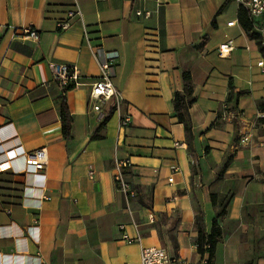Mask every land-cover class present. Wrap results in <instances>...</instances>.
<instances>
[{"label":"crops","instance_id":"0c3cea01","mask_svg":"<svg viewBox=\"0 0 264 264\" xmlns=\"http://www.w3.org/2000/svg\"><path fill=\"white\" fill-rule=\"evenodd\" d=\"M240 7L234 0H0V264H140L149 246L182 264H205L199 214L207 233H221L208 264H264V52L240 23ZM23 26L35 27L39 39L15 35L13 27ZM228 39L235 48L221 57ZM98 49L119 52L111 77L124 97L119 108L92 107ZM54 63L73 64L81 76L66 93L69 139L61 88L51 83ZM184 72L196 98L191 137L173 105ZM126 113L132 122L122 127ZM16 145L45 147V169L29 171L23 158L3 169L5 151ZM128 158L131 192L124 193L115 174Z\"/></svg>","mask_w":264,"mask_h":264},{"label":"built area","instance_id":"2783aa9c","mask_svg":"<svg viewBox=\"0 0 264 264\" xmlns=\"http://www.w3.org/2000/svg\"><path fill=\"white\" fill-rule=\"evenodd\" d=\"M240 6L245 7L252 19L256 21V24L260 22V19L264 17V0H234ZM73 12L70 13L72 15ZM137 15L149 16L150 12L144 13L142 10L136 12ZM235 21H229L228 25H233ZM62 27H68V22L61 23ZM15 35L24 39H39L38 30L33 26L13 27ZM235 45L233 40L228 39L222 42L218 47V53L221 57H227L234 50ZM96 56L100 61L101 76L93 83L90 93V99L92 101V107L95 111L104 110L106 104L112 101L116 108H119L124 100L121 91L114 85L111 77L115 72V64L119 58L118 51H108L104 49H98ZM259 65L264 66V61H260ZM53 79L51 83L58 85L61 89H66L69 86H77L81 81V76L77 66L67 63H54ZM132 122V116L126 113L121 118V126L127 127ZM243 140H248L245 137ZM6 161L2 164L3 169L11 167V162L16 159L23 158L26 169L32 172H41L47 165V151L45 147H41L34 151H27L23 145H16L5 151ZM132 165L131 160L125 159L117 163V172L115 174V181L118 188L124 192H131V185L126 180L124 175V168ZM92 173V172H91ZM169 181H173V177L169 178ZM123 228V226H122ZM128 242H134L136 239L124 235ZM138 241L140 238L138 237ZM177 257H170L165 248L157 246L142 247L141 250V262L140 264H182Z\"/></svg>","mask_w":264,"mask_h":264},{"label":"trees","instance_id":"16d2710c","mask_svg":"<svg viewBox=\"0 0 264 264\" xmlns=\"http://www.w3.org/2000/svg\"><path fill=\"white\" fill-rule=\"evenodd\" d=\"M52 5V2L49 3V7ZM50 10V9H49ZM239 21L242 24L243 28L247 31V33L253 37L254 39H258L259 33L256 31V21L252 19L249 15L248 10L241 6L239 9ZM259 46L261 50L264 52V46L259 41ZM183 78L185 81V87L183 91H177L174 95L173 105L175 113L180 122L184 123L187 136L191 137L192 135V127L189 122V107L196 100L193 96V85L190 72H184ZM74 86H69L66 89H61L60 97L62 99L60 111H61V118H62V128L63 134L66 139L71 138L72 135V125H73V117L71 115V111L69 108L68 100L66 93L72 89ZM261 110L264 112V101L260 105ZM112 115V110L108 113L104 121L98 128V131L95 133V137H99V130L103 128L106 124L107 120ZM261 122L264 123V117H262ZM215 198V197H214ZM198 237H197V244H198V252L200 253L201 257L203 258L206 253L209 254V261L213 258L218 236H220V229L213 227L210 233H207L204 227L203 217L199 214L198 218Z\"/></svg>","mask_w":264,"mask_h":264},{"label":"rangeland","instance_id":"374dc122","mask_svg":"<svg viewBox=\"0 0 264 264\" xmlns=\"http://www.w3.org/2000/svg\"><path fill=\"white\" fill-rule=\"evenodd\" d=\"M255 29L259 33V35H258L259 38L256 39V41L258 43L260 41V43L264 46V21L257 23ZM205 264H208V262ZM249 264H251V263H249Z\"/></svg>","mask_w":264,"mask_h":264}]
</instances>
